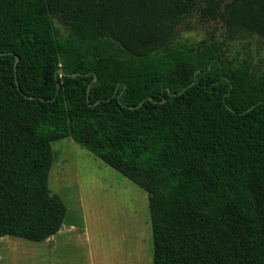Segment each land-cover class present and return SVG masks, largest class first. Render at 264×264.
I'll return each instance as SVG.
<instances>
[{
  "label": "trees",
  "instance_id": "obj_1",
  "mask_svg": "<svg viewBox=\"0 0 264 264\" xmlns=\"http://www.w3.org/2000/svg\"><path fill=\"white\" fill-rule=\"evenodd\" d=\"M194 11L264 37V0H0V238L62 228L72 137L149 193L153 264H264V68L175 43Z\"/></svg>",
  "mask_w": 264,
  "mask_h": 264
},
{
  "label": "rangeland",
  "instance_id": "obj_2",
  "mask_svg": "<svg viewBox=\"0 0 264 264\" xmlns=\"http://www.w3.org/2000/svg\"><path fill=\"white\" fill-rule=\"evenodd\" d=\"M61 34L65 24L54 19ZM187 40L221 43L227 58L239 65L248 62L264 68V37L242 33L230 35L220 20H205L192 12L178 27L175 43ZM54 163L49 176L52 192L66 203L65 226L79 228L58 239V260L54 264H153L154 243L149 193L120 171L103 161L72 137L52 142ZM16 247L33 252L38 243L9 236ZM4 251L10 264H52L36 262L26 252ZM30 257V256H29Z\"/></svg>",
  "mask_w": 264,
  "mask_h": 264
},
{
  "label": "crops",
  "instance_id": "obj_3",
  "mask_svg": "<svg viewBox=\"0 0 264 264\" xmlns=\"http://www.w3.org/2000/svg\"><path fill=\"white\" fill-rule=\"evenodd\" d=\"M78 229L79 228H77L76 226L70 225V226L66 227L65 224H63L62 228L56 234L50 236L48 239H46L44 241H39V242L35 241L39 245L35 249L34 252L31 250L32 248L29 249L28 247H25L22 245V247L26 248V250H25L26 251L25 257H27L26 263L28 262L29 258L34 257V259H36V262H38V263L49 262V263L54 264L55 262H57V260H58L57 255L59 254L58 239L61 238V236L65 235L67 233L71 234L74 231H77ZM16 244H17V242H15L14 239H11V237L3 236L0 238V264L5 263L2 255H3L4 251L6 250V248L15 246Z\"/></svg>",
  "mask_w": 264,
  "mask_h": 264
},
{
  "label": "water",
  "instance_id": "obj_4",
  "mask_svg": "<svg viewBox=\"0 0 264 264\" xmlns=\"http://www.w3.org/2000/svg\"><path fill=\"white\" fill-rule=\"evenodd\" d=\"M18 61H19V56L16 55L15 67L17 66ZM60 71L62 72V69H60ZM75 75H77V73L73 74V76H75ZM248 110H250V109H248Z\"/></svg>",
  "mask_w": 264,
  "mask_h": 264
}]
</instances>
